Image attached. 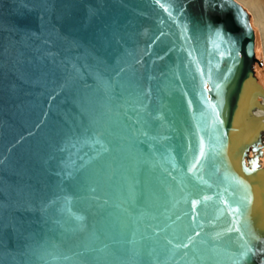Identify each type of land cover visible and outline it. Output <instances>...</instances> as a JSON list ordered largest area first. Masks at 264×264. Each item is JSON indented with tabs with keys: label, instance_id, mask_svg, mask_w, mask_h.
<instances>
[{
	"label": "water",
	"instance_id": "1",
	"mask_svg": "<svg viewBox=\"0 0 264 264\" xmlns=\"http://www.w3.org/2000/svg\"><path fill=\"white\" fill-rule=\"evenodd\" d=\"M255 40L237 0H0V264H264Z\"/></svg>",
	"mask_w": 264,
	"mask_h": 264
},
{
	"label": "bare ground",
	"instance_id": "2",
	"mask_svg": "<svg viewBox=\"0 0 264 264\" xmlns=\"http://www.w3.org/2000/svg\"><path fill=\"white\" fill-rule=\"evenodd\" d=\"M240 2L253 16L255 26L260 34L258 35V48L264 51V0H237ZM252 24V23H251ZM256 35V33H255ZM256 42V40H255Z\"/></svg>",
	"mask_w": 264,
	"mask_h": 264
},
{
	"label": "rangeland",
	"instance_id": "3",
	"mask_svg": "<svg viewBox=\"0 0 264 264\" xmlns=\"http://www.w3.org/2000/svg\"><path fill=\"white\" fill-rule=\"evenodd\" d=\"M249 13L251 15L252 26H253L255 33H256V42H255L256 57L261 61V64L258 62H256V64H255V74L258 77L259 82L264 86V51H263V48H258L257 42L259 39L258 35L260 34V32L254 24L253 16H252L251 12H249Z\"/></svg>",
	"mask_w": 264,
	"mask_h": 264
},
{
	"label": "flooded vegetation",
	"instance_id": "4",
	"mask_svg": "<svg viewBox=\"0 0 264 264\" xmlns=\"http://www.w3.org/2000/svg\"><path fill=\"white\" fill-rule=\"evenodd\" d=\"M263 155L260 157V165L264 166V145L262 146ZM253 152L250 151V156H253Z\"/></svg>",
	"mask_w": 264,
	"mask_h": 264
},
{
	"label": "snow or ice",
	"instance_id": "5",
	"mask_svg": "<svg viewBox=\"0 0 264 264\" xmlns=\"http://www.w3.org/2000/svg\"><path fill=\"white\" fill-rule=\"evenodd\" d=\"M196 201H193V207L195 208V206H196ZM198 234V233H197ZM184 247H187V245H184ZM248 251H250V249L248 250ZM247 254H248V252L247 251H245L243 254H242V257H246L247 256Z\"/></svg>",
	"mask_w": 264,
	"mask_h": 264
}]
</instances>
